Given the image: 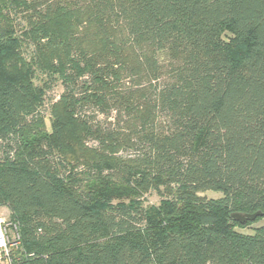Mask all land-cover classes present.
I'll list each match as a JSON object with an SVG mask.
<instances>
[{"label":"trees","instance_id":"obj_1","mask_svg":"<svg viewBox=\"0 0 264 264\" xmlns=\"http://www.w3.org/2000/svg\"><path fill=\"white\" fill-rule=\"evenodd\" d=\"M0 208L18 264H264V0H0Z\"/></svg>","mask_w":264,"mask_h":264},{"label":"rangeland","instance_id":"obj_2","mask_svg":"<svg viewBox=\"0 0 264 264\" xmlns=\"http://www.w3.org/2000/svg\"><path fill=\"white\" fill-rule=\"evenodd\" d=\"M61 94V86L60 83L55 84L54 86V90L52 91V95H54V98L57 100L59 98V95ZM88 115L93 117H96L97 121H101V123L103 122L105 127H109V125L112 126V121L111 120H107L106 122H104V118L101 114L97 113V112H93L92 110H87L86 111ZM44 127H45V131L49 132L50 131V117L47 116L45 119V123H44ZM87 148H91V149H95L97 148V143L95 141H88ZM134 151L131 148H125V149H120L118 152V157L122 158L123 160H131V158L134 156ZM69 167L71 169V171L69 172V177L70 179H74V181H78L76 183L77 187H83V184H85V182H87L88 178L90 176H93L94 172L92 171V169H89V167H86L83 163H74L71 162L69 164ZM200 197H204L206 199H218L221 197V194L216 193V192H205V193H200L199 194ZM164 201V198L157 193L156 191H150L146 194H144V196H142L141 198V202L145 205V206H151V207H159L160 204ZM2 217L5 218L6 220H10L13 221L11 219V216L9 213H6L4 211L0 212ZM0 215V216H1ZM263 222L255 224L253 226L250 227V229H244V230H238L239 232L243 233V234H251L252 233V229L253 228H257L260 225H262ZM21 249H22V245L18 247H14V256L17 257L19 256V254L21 253Z\"/></svg>","mask_w":264,"mask_h":264},{"label":"built area","instance_id":"obj_3","mask_svg":"<svg viewBox=\"0 0 264 264\" xmlns=\"http://www.w3.org/2000/svg\"><path fill=\"white\" fill-rule=\"evenodd\" d=\"M0 208V212H1ZM1 215V213H0ZM21 246L18 225L15 221L0 216V264H18L19 257L14 256V247Z\"/></svg>","mask_w":264,"mask_h":264},{"label":"water","instance_id":"obj_4","mask_svg":"<svg viewBox=\"0 0 264 264\" xmlns=\"http://www.w3.org/2000/svg\"><path fill=\"white\" fill-rule=\"evenodd\" d=\"M258 216H260V213L256 214H232L231 218L239 223H245L248 220H255Z\"/></svg>","mask_w":264,"mask_h":264},{"label":"crops","instance_id":"obj_5","mask_svg":"<svg viewBox=\"0 0 264 264\" xmlns=\"http://www.w3.org/2000/svg\"><path fill=\"white\" fill-rule=\"evenodd\" d=\"M1 210L4 211V212H6V213H9V211L6 208H1Z\"/></svg>","mask_w":264,"mask_h":264}]
</instances>
